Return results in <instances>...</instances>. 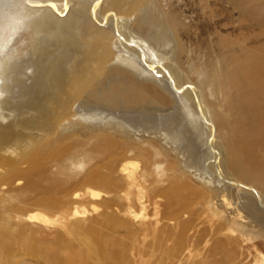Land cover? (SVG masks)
<instances>
[{"label":"bare ground","instance_id":"obj_1","mask_svg":"<svg viewBox=\"0 0 264 264\" xmlns=\"http://www.w3.org/2000/svg\"><path fill=\"white\" fill-rule=\"evenodd\" d=\"M199 2L204 49L195 52L173 0H0V264L18 251L38 264H241L251 253L264 264L263 233L255 243L257 232L217 204L264 227V60L253 69L235 58L264 50L254 43L262 33L249 36L253 46L227 45L217 28L232 0ZM163 80L172 90L159 88ZM76 101L145 111L191 104L225 188L192 185L153 139L143 147L128 133L111 136L123 124H84ZM110 152L116 179L106 185L93 179V161ZM91 182L99 192L87 191ZM204 246L206 260H194Z\"/></svg>","mask_w":264,"mask_h":264},{"label":"rangeland","instance_id":"obj_2","mask_svg":"<svg viewBox=\"0 0 264 264\" xmlns=\"http://www.w3.org/2000/svg\"><path fill=\"white\" fill-rule=\"evenodd\" d=\"M175 3L176 0H173ZM180 2L177 3L183 13L184 19L187 21L188 24H191L190 34L191 42L193 47H195V52H199L200 50L204 49L202 41L198 39V31L201 30V24L205 19V16L201 14V21L199 22L200 15H198V8L199 0H179ZM166 2V0H164ZM184 3H188V6L184 5ZM228 6L231 7L230 11L232 17L227 20L226 26L223 24L217 28L220 32L227 34V39L224 42L227 45L235 44L241 41H247V44L250 43L249 36L252 34L262 33L261 38H255L254 43L255 45L259 44L260 42H264V0H232V2H228ZM183 7V8H182ZM232 9V10H231ZM234 10V11H233ZM221 12V11H220ZM220 12L215 13L219 15ZM243 13L244 19L243 23H250L248 28H240L238 22L241 20L240 13ZM225 24V23H224ZM200 27V29L198 28ZM243 31L244 33L241 34L240 32ZM24 39H27L25 37ZM217 39V38H216ZM215 39V40H216ZM22 44V43H21ZM19 44V46L21 45ZM253 46V43L249 44ZM22 46V45H21ZM20 46V47H21ZM256 49V48H254ZM25 52L28 51L27 48L24 50ZM264 54V50L254 52L250 55L248 54H237L235 55L236 59L242 60L241 66L247 67L250 66L251 68H256V63L259 60H264V56L260 53ZM257 61V62H255ZM169 81L163 80L162 82H158L159 88L162 89H171ZM76 106V107H75ZM73 108L77 113H83L86 117L80 116V120L84 121V124H88L91 126H96L98 128L102 127L104 130L105 126L108 123L115 124H123L118 125L117 127H113L115 129L110 130L111 136L120 140L124 134L128 133L129 137L131 138V142L135 145L139 143L142 146L145 145V140L153 139L157 141L161 146H163L162 150L170 154L173 158L177 159L178 166L180 171L184 172V175H187L186 178L190 180V183L194 186L199 187L201 190L205 189L207 186L216 187L219 189L225 188L226 184L221 183L217 180L216 175L213 173L211 168L209 167V161L211 160V151L209 145V130L206 128L203 120L199 114V112L195 109L194 106L187 105L182 107V104L176 107H165L160 109H150V110H140V109H124L121 107H110L106 105L94 104V103H81L76 101L73 104ZM184 108V109H183ZM79 111V112H78ZM221 111H223L221 109ZM88 114L90 117H88ZM95 114V115H94ZM99 117V118H98ZM84 118H86L84 120ZM90 118V119H89ZM114 121V122H113ZM123 129V130H122ZM187 138V139H186ZM123 141V140H120ZM194 149V150H193ZM190 150V151H189ZM118 153H108L106 154L105 160H98L93 161V165L99 163V169H96L94 180H99L100 182L107 183L115 181V175L110 174L114 171L115 164L109 162L113 160ZM104 161V163H103ZM114 166V167H113ZM109 176H112L111 178ZM205 181H209L207 184ZM91 184L88 185L87 191H100L95 190L94 186ZM221 183V184H219ZM213 184V185H212ZM107 185V184H106ZM225 185V186H224ZM114 186V185H113ZM223 186V187H222ZM109 196L111 198H115L116 194L110 192L109 194L104 193V191L99 193L97 199L95 201H104L103 196ZM196 199V197H192ZM191 198V199H192ZM202 199V196H198L197 202ZM217 204L219 210L222 213L227 214L230 217H234V220L238 223L245 224L247 230L251 233L257 234L259 237L261 236L259 233H263L264 235V227H260L255 223H251L247 218H243L241 214L236 217V211L234 206H229L222 201V198L217 199ZM94 207H97V203H95ZM100 206V205H98ZM102 209V208H101ZM232 219V221H234ZM232 223V222H231ZM6 225V222H0V228ZM57 226V222L51 226ZM18 229L20 228L17 226ZM16 229V226H15ZM21 229V228H20ZM19 229V230H20ZM47 230L48 227L46 228ZM226 233H233L231 230H224ZM254 231V232H253ZM222 232L221 235H223ZM235 234V233H233ZM263 238H254L255 243H262ZM252 243V241L246 242V244ZM209 244V241L206 243ZM205 246L198 252L197 256L195 255V259L199 260H206L205 254ZM263 252L260 254L264 256V248L263 246L259 247ZM21 247L19 246V250ZM204 249V250H203ZM19 253L14 254L6 264H14L13 262H17V264H38L36 261H33L31 258H25L24 254L18 251ZM203 253V254H202ZM201 254L203 257L201 258ZM252 254V253H251ZM244 258L245 261L241 260V264H256L255 259L252 255ZM210 257V256H209ZM135 259V257L133 256ZM204 258V259H203ZM253 258V259H252ZM208 259V257H207ZM248 259V262L246 261ZM95 262L94 260H91ZM246 262V263H245ZM121 264V263H120Z\"/></svg>","mask_w":264,"mask_h":264}]
</instances>
